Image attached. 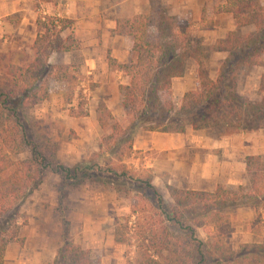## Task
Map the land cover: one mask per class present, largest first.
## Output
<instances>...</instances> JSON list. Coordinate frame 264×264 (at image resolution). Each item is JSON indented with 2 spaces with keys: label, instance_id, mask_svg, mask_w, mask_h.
<instances>
[{
  "label": "trees",
  "instance_id": "16d2710c",
  "mask_svg": "<svg viewBox=\"0 0 264 264\" xmlns=\"http://www.w3.org/2000/svg\"><path fill=\"white\" fill-rule=\"evenodd\" d=\"M223 9L232 14L238 29L218 39L211 49L226 53L215 79L204 67L208 52L202 43L193 41L192 23L168 15L159 21L156 41L149 40L148 14L118 18L112 31L131 40L128 62L117 63L108 58L109 66L128 78L126 84L119 86L128 123L122 126L103 106L104 113L98 121L102 130L111 132L102 138L98 153L104 157L106 168L96 169L114 176L112 183L117 192L123 189L119 180L125 179L133 182V190L140 194L131 200L127 215L115 218L113 231L114 241L125 244L127 252L135 249L139 264H264L262 244L245 245L239 251L232 248L228 239L234 232V218L225 213L229 208L252 207L255 216L248 229L254 235L264 233L261 156L247 157L246 185L231 189L218 184L213 191L171 187L172 202L154 186L151 168L131 169L124 162L140 152L133 146L138 130L182 133L187 127L198 130L220 125L222 134L229 135L264 128V74L260 101L252 102L237 92L239 71L264 65V4L260 0H226ZM35 24L37 34L30 46L32 60L25 65L7 62L9 79L0 83V264H4L8 244L22 242L18 234L27 225V218L20 207L41 185L46 172L71 177L81 168L57 163L59 141L43 119L26 114L27 109L50 98L52 76L63 79L66 75L65 67L54 65L53 55L78 49L79 40L68 18L39 12ZM248 25H254L255 30L243 34L240 28ZM65 30L70 33L63 39L61 33ZM188 59L198 64V82L176 108L172 79L184 74ZM80 97L79 106L83 104ZM70 115L87 113H74L71 109ZM25 153L24 158L11 159L12 155ZM53 264H94L90 250L74 243L66 222Z\"/></svg>",
  "mask_w": 264,
  "mask_h": 264
},
{
  "label": "rangeland",
  "instance_id": "374dc122",
  "mask_svg": "<svg viewBox=\"0 0 264 264\" xmlns=\"http://www.w3.org/2000/svg\"><path fill=\"white\" fill-rule=\"evenodd\" d=\"M49 1L33 0L34 3L32 5L37 12V16L39 12H42L40 5ZM260 1L264 4V0ZM166 16H168V13L161 5L156 6L153 17L149 16L150 41L157 40L159 21ZM18 19L20 20L19 14L0 17V27L3 29L0 40L9 51L8 53L0 54V83L9 79V75L6 72L7 62H13L15 58L19 63H13L25 65L33 58V51L30 50L33 42L27 43L21 53L12 50V44L15 40L12 28L18 23ZM201 24L205 28L212 26V22L210 20L207 21V19ZM249 26L255 30L254 25ZM194 28L193 41L203 44L205 39L208 38V41L210 40L208 34L198 33L195 25ZM249 32L242 33L247 34ZM69 33L70 30H65L61 33V37L65 39ZM216 42L217 40L212 44L210 41L209 44H203L208 52L204 67L208 70L209 75H214L213 79L216 77L220 62L226 56L224 52L211 50L216 45ZM59 53L55 54L58 55ZM52 60L55 66L66 68V75L63 79L59 75L57 77L52 76L49 82L50 98L27 109L26 114L29 118L43 119L50 127L53 138L59 141L60 147L55 158L57 163L71 168H74L75 165H80L81 168L75 173L72 172L71 177H66L63 173H54L50 170L46 172L41 185L20 207L21 213L27 218V225L22 226L18 234L22 242L13 241L8 244L5 252V264H17L18 261L21 264H53L55 255L62 244L64 222L68 223L70 237L74 243L90 250L94 264H139L138 253L135 249L132 247L127 252L129 248L125 244L114 241L113 231L115 218L127 215L130 210L131 200L138 198L140 194L133 190L135 184L125 179L119 180V183H121L120 187L123 189L122 192H117L112 183L115 179L114 176L96 169L97 167H100V169L106 168L104 157L98 155L102 138L111 132L110 129L102 130L98 121V117H101L104 113L102 108L106 105L102 98H97L92 102L90 94L83 91L89 88L91 83L84 84V88L82 87L81 82L84 75L80 73L79 65L64 62L56 64L54 55ZM261 60L264 63V55ZM259 66L264 67V65L245 67L238 74L237 92L252 102L260 101L263 98L260 86L264 71L259 79ZM79 95L81 96V101H83L81 106L78 105L80 101ZM173 103L176 108L181 105L180 103L178 106L174 100ZM71 109L74 113L82 112L87 113V115L72 116L70 115ZM117 121L124 127L127 125L126 111L125 117ZM203 129H206L214 137L223 136L222 126L220 125H213ZM253 130L239 132V134L248 135L247 133L251 134ZM110 142L112 145L113 142ZM103 149L106 150V145ZM137 151L140 152L124 159L127 167L131 169H139L140 166L151 168L154 174V186L163 194L167 201L172 202L170 188L174 186L168 185L166 175L156 178V173L152 166L158 154L152 150ZM26 156V153L12 155L11 159L16 160ZM91 166L93 169H85ZM84 173H86V176ZM247 183L248 175L245 170L244 183L227 187L237 189L240 185L244 186ZM127 189H130L129 193H127ZM140 201L144 203V200L140 199ZM240 208H251V211L253 209L252 207ZM237 210L238 207L225 210L226 214L234 218V232L228 241L235 251L241 250L245 245L253 244L250 238L247 239L243 234L239 236L236 233L238 228V223L236 222ZM253 213L255 216V211ZM243 218L246 219L247 216ZM21 222L22 220H19V223ZM245 228L244 224L241 229L246 230ZM200 234L205 236L201 231ZM257 236H260V241H262L259 244L264 246V233ZM21 249H27V255H24Z\"/></svg>",
  "mask_w": 264,
  "mask_h": 264
},
{
  "label": "crops",
  "instance_id": "0c3cea01",
  "mask_svg": "<svg viewBox=\"0 0 264 264\" xmlns=\"http://www.w3.org/2000/svg\"><path fill=\"white\" fill-rule=\"evenodd\" d=\"M33 3V0H0V17L20 16L12 28L15 38L12 50L17 53L23 52L27 43H32L36 36L37 12ZM225 4L226 0H50L40 6L44 13L70 19L79 40L78 49L54 54L56 64L79 65L80 73L84 75L82 87L91 83L83 91L90 94L92 102L102 98L114 118L120 120L125 117V109L121 105L119 86L126 84L128 78L123 72L110 67L108 58L117 63L128 62L131 40L125 34H112L116 20L139 14L153 17L156 6L161 5L168 15L194 24L198 33L208 34L212 44L224 38L229 31L238 29L232 14L224 11ZM205 19L210 20L212 26H202ZM2 30L0 27V39ZM251 30L254 28L249 25L240 28L243 33ZM209 41L207 38L203 44H209ZM5 52L9 51L0 40V54ZM13 62L19 63L15 58ZM258 70L260 79L264 67L259 66ZM210 77L214 78V75L210 74ZM197 82L198 64L194 59H188L184 74L172 79L173 100L178 106L184 94L196 88ZM247 134L214 137L206 129L194 130L191 127L182 133L138 130L133 146L136 150H152L158 154L152 166L156 178L166 175L168 185L179 189L213 191L218 184L238 186L244 183L247 156L264 158V129ZM253 212L251 208H238L236 233L259 243L262 242L260 236L248 229L254 218ZM244 224L246 230L241 229ZM21 250L27 255V249ZM17 264H21L20 261Z\"/></svg>",
  "mask_w": 264,
  "mask_h": 264
}]
</instances>
